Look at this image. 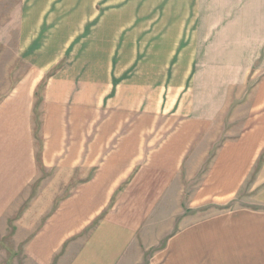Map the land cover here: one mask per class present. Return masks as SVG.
Segmentation results:
<instances>
[{"label":"crops","instance_id":"crops-1","mask_svg":"<svg viewBox=\"0 0 264 264\" xmlns=\"http://www.w3.org/2000/svg\"><path fill=\"white\" fill-rule=\"evenodd\" d=\"M179 1L4 3L27 68L0 97V223L26 264H143L159 240L164 264H264V212L177 223L264 176V0ZM41 190L69 194L24 232L10 207Z\"/></svg>","mask_w":264,"mask_h":264},{"label":"rangeland","instance_id":"rangeland-1","mask_svg":"<svg viewBox=\"0 0 264 264\" xmlns=\"http://www.w3.org/2000/svg\"><path fill=\"white\" fill-rule=\"evenodd\" d=\"M10 1V0H7ZM5 0H0V97L9 92L11 86L16 82V78L21 76L27 68V65L23 63L20 59H17L12 50V46L15 43V31L12 23V18L9 15H6L8 8H5ZM165 0H163L164 2ZM181 2V0L179 1ZM197 3V0L191 1ZM8 4V3H7ZM164 23H170V16H163ZM200 16H195V21L197 22ZM179 22L182 24V27H187L188 18L186 15L180 16ZM180 26V28H182ZM165 34H173L166 33ZM180 44L185 45L188 35L192 38L193 34L195 39H199L202 35L207 34L202 31L195 30L194 33H187L186 30L180 31ZM213 34V33H212ZM231 33H227L229 36ZM239 35L240 33H236ZM242 36H247L248 43L247 45H256L257 38H251L255 34L261 33H241ZM244 40V39H243ZM263 39H259L257 45L261 48L263 45ZM246 49V47H244ZM249 50V49H248ZM264 59L263 57H261ZM262 59H259L260 63ZM132 70L134 66L131 67ZM259 71H264L263 68ZM69 188V185L67 186ZM66 187V188H67ZM68 191L63 192H53V191H35L31 193L28 200L18 201L17 206L14 204L10 207L9 212L14 219H20L22 221V231L26 232L28 228L37 229L41 226L45 218L51 213L57 206L59 198L61 196L68 195ZM26 195V193H25ZM239 209H247L250 211L264 212V176L253 175L250 177L245 186L241 188L237 196L231 200L216 203L208 202L194 207H185L182 208L177 219L178 226H182L185 222H197L204 217L210 215L219 214L223 212H235ZM10 216V217H11ZM9 217V219H10ZM11 217V218H12ZM16 231V226L11 222L0 223V264H26V256L23 252V243L14 238V233ZM166 240L157 241V243L152 244L149 248H145L146 253L144 254L143 264H164L166 263L168 257L167 255H155L157 254L160 246H164ZM226 251V250H225ZM160 258V259H159ZM194 264H251L250 255L238 256L234 253V247L227 249L225 254H202L198 257H195ZM242 259V260H241ZM255 263V262H254Z\"/></svg>","mask_w":264,"mask_h":264}]
</instances>
